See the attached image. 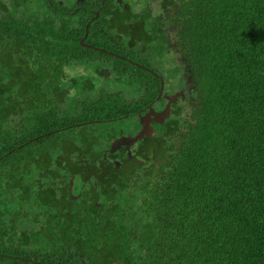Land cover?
<instances>
[{
	"label": "trees",
	"instance_id": "16d2710c",
	"mask_svg": "<svg viewBox=\"0 0 264 264\" xmlns=\"http://www.w3.org/2000/svg\"><path fill=\"white\" fill-rule=\"evenodd\" d=\"M177 7L199 97L173 143L117 167L127 102L68 92L74 31L0 0V264H264V0Z\"/></svg>",
	"mask_w": 264,
	"mask_h": 264
},
{
	"label": "flooded vegetation",
	"instance_id": "af4514ba",
	"mask_svg": "<svg viewBox=\"0 0 264 264\" xmlns=\"http://www.w3.org/2000/svg\"><path fill=\"white\" fill-rule=\"evenodd\" d=\"M177 1L42 0L51 12H57L55 23L63 21L74 31L81 50L73 63H87L99 79L98 83L92 76H83L76 86L79 91L85 98L120 95L127 102L128 114L108 120L115 122L119 134L115 135L113 127L104 134L109 139L104 155L113 163L134 159L141 165L144 152L152 155L159 144L173 143L175 126L177 135L188 122L190 105L199 97L195 73L181 42L182 25L175 19ZM150 50L152 58L146 60L145 52ZM125 80L129 87L124 89ZM107 83L114 87H106ZM66 89L71 93L72 89ZM152 112L156 116L163 113L161 123L153 120ZM143 117L149 120L150 129L129 147L130 155L124 147L110 153L114 141L139 132ZM119 122L129 126L120 130Z\"/></svg>",
	"mask_w": 264,
	"mask_h": 264
},
{
	"label": "rangeland",
	"instance_id": "374dc122",
	"mask_svg": "<svg viewBox=\"0 0 264 264\" xmlns=\"http://www.w3.org/2000/svg\"><path fill=\"white\" fill-rule=\"evenodd\" d=\"M183 8V5H181V9ZM153 45L151 44L149 46L152 47ZM152 54H153V50H150V51H146L145 52V56H146V60L147 59H151L152 58ZM63 72L65 74V78L68 79L67 81L71 82V80L74 81V83L71 82V89L74 93L76 94H79V91H77L75 88L76 86H78V80L80 78H82L83 76L85 75H89V76H92L94 78V80H96L98 83H99V79L97 77V75L95 76L94 73L91 74V66H89L87 63L83 64V63H73L71 65H65L63 67ZM115 84V83H114ZM116 85V84H115ZM106 87L108 88H113L114 85L113 83H107L106 84ZM122 87L125 89V88H128V83H127V80H125L123 83H122ZM88 91L92 92L93 89H89ZM122 92V91H120ZM159 116V115H157ZM187 115L184 116V118H186ZM128 124V122H127ZM128 127L126 124L122 123L120 124L119 128L120 130H123V128H126Z\"/></svg>",
	"mask_w": 264,
	"mask_h": 264
},
{
	"label": "water",
	"instance_id": "95a60500",
	"mask_svg": "<svg viewBox=\"0 0 264 264\" xmlns=\"http://www.w3.org/2000/svg\"><path fill=\"white\" fill-rule=\"evenodd\" d=\"M163 113H159V116H156L155 113H151L150 115H154V121L156 123H161L162 122V116ZM149 114L146 115V117ZM149 115V117H150ZM146 117H143V119L141 120V129L139 130V132L134 136V137H130V136H126V138H119V140L114 141L112 146L109 148V152L113 153L116 149H119L121 147H124V149L127 151V154L130 155L129 153V147L134 144L138 139L141 138V135H143L144 133H147L146 130L150 129V125H149V120L147 121ZM157 118H161V119H157ZM115 165L119 166V163H115Z\"/></svg>",
	"mask_w": 264,
	"mask_h": 264
},
{
	"label": "clouds",
	"instance_id": "9594fccd",
	"mask_svg": "<svg viewBox=\"0 0 264 264\" xmlns=\"http://www.w3.org/2000/svg\"><path fill=\"white\" fill-rule=\"evenodd\" d=\"M51 8V7H50Z\"/></svg>",
	"mask_w": 264,
	"mask_h": 264
}]
</instances>
